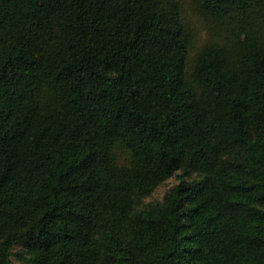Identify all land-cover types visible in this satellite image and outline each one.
<instances>
[{
  "label": "trees",
  "instance_id": "1",
  "mask_svg": "<svg viewBox=\"0 0 264 264\" xmlns=\"http://www.w3.org/2000/svg\"><path fill=\"white\" fill-rule=\"evenodd\" d=\"M13 256L264 264V0H0Z\"/></svg>",
  "mask_w": 264,
  "mask_h": 264
},
{
  "label": "rangeland",
  "instance_id": "2",
  "mask_svg": "<svg viewBox=\"0 0 264 264\" xmlns=\"http://www.w3.org/2000/svg\"><path fill=\"white\" fill-rule=\"evenodd\" d=\"M178 182L177 176H172L169 179H167L165 182H163L161 185H159L152 193L151 196H148L145 198V201H151L155 199H160L164 192L171 187L173 184ZM20 247H17L15 250L19 249ZM12 264H22L16 257H12Z\"/></svg>",
  "mask_w": 264,
  "mask_h": 264
}]
</instances>
